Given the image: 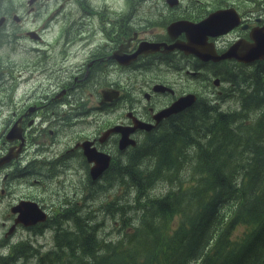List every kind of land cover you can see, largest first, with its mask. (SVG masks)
I'll return each instance as SVG.
<instances>
[{
  "label": "flooded vegetation",
  "instance_id": "flooded-vegetation-1",
  "mask_svg": "<svg viewBox=\"0 0 264 264\" xmlns=\"http://www.w3.org/2000/svg\"><path fill=\"white\" fill-rule=\"evenodd\" d=\"M36 1L26 6L28 17L37 15L36 39L21 50L25 55L37 52L39 58L47 53L52 56L47 62L64 56L69 68L64 80L54 64L41 69L47 79H36L33 92L20 96L17 120L0 130V163L9 154L15 158L1 166L0 179L8 194L17 182L37 187L53 183L61 198L49 204L28 195L10 204L0 259L13 264H37L34 254L55 246L57 223L67 220L65 228L69 225V198L79 195V189L112 187L113 174L140 145L184 134L186 121L196 122L201 107L234 98V75L247 76L264 64L250 52L264 36V0H68L69 12L61 9L53 16L56 7L46 4L43 11V0ZM11 15L13 20L20 17L2 14V27ZM20 75L18 88L23 78H32L24 71ZM187 97L194 98L192 105L159 119ZM6 102L0 101L1 108L9 109ZM3 116L9 110H2ZM16 123L23 137L13 142L7 137ZM76 129L78 138L69 142ZM60 137H68L63 150L56 148ZM107 161V168L93 177L92 170ZM70 173L76 175V191L69 188ZM4 193L5 188L0 197ZM22 201L38 203L47 221L16 225L19 213L14 209Z\"/></svg>",
  "mask_w": 264,
  "mask_h": 264
},
{
  "label": "trees",
  "instance_id": "trees-1",
  "mask_svg": "<svg viewBox=\"0 0 264 264\" xmlns=\"http://www.w3.org/2000/svg\"><path fill=\"white\" fill-rule=\"evenodd\" d=\"M10 4L0 0V16ZM3 29L0 42L18 44ZM6 76L17 87L0 101L15 122L20 78L0 61ZM233 78L232 100L201 107L184 134L140 145L112 187L69 198V225L57 223L55 246L36 252L37 264H264V64ZM160 185L166 192L153 194Z\"/></svg>",
  "mask_w": 264,
  "mask_h": 264
},
{
  "label": "rangeland",
  "instance_id": "rangeland-1",
  "mask_svg": "<svg viewBox=\"0 0 264 264\" xmlns=\"http://www.w3.org/2000/svg\"><path fill=\"white\" fill-rule=\"evenodd\" d=\"M28 1L30 2L32 0H12V4L8 5V8L10 9V10H8V13H17V15L20 16V17H18V20L20 22H22L21 24L16 23L13 20V16L11 15L10 21L6 25L7 30L8 29L12 30L10 32L15 33L18 44H13L14 41H12V39H9L8 41L0 42V61L3 64V69L5 71H10V72L14 73L16 76L20 77L21 75L19 74L18 70L12 71L11 69H9L7 67L8 64L14 65L15 68H19V70L23 69V71L25 73H28L32 77V78H23V80L19 86V94H18V97H20L22 95L21 98L26 97L27 92L28 93L33 92V90L35 89V80L36 79L41 83L47 79L45 72L41 71V69H44L45 67L49 68L51 65L54 64L55 67L58 66V69L59 68L61 69L60 75H61L62 79L64 80L67 76L66 72L69 68V58H65L64 56H62V58L59 57V59L56 62L54 60L52 62H51V60H49L47 62V59H49V58L51 59V57H52V56L50 57V55H48L47 53L41 54L42 58H39L40 54H38L37 52L32 51L31 53H28L25 55L23 53V51L21 50V49H24L27 47L29 48V46H33L32 42H34V41L32 39H30L29 35L33 34L34 33L33 30H36V28H37V24H35L36 19H37V15H30L29 14V17H28V14L26 13V11H27L26 6L27 5L29 6ZM48 1L49 0H43V11L46 10V4L53 5L54 7H56V11L51 12L52 16L54 14L58 13V11H60V9L62 7L64 8L63 12L65 9H67L69 12V5L67 3H62L63 2L62 0H53L52 2L47 3ZM68 16H69V14H68ZM64 17H67V16H63L61 18L60 22L54 23L53 28L56 29L58 27V25L61 24L62 19ZM1 19L2 18H0V20ZM66 20H67V18H66ZM67 21H69V20H67ZM3 28L4 27H2V25H1L0 30L4 31ZM38 46L40 49H37V50H39V52H42V51H40L41 50L40 45H38ZM43 46H45V45H43ZM43 48L45 49L48 47L45 46ZM67 49H68L67 56L71 57V54H70L71 50L69 48H67ZM73 58H75V55L73 56ZM55 76H57V74H55ZM62 79H60V80H62ZM12 81H13V79L12 78L8 79L7 76L6 77H0V99H1L2 94L5 93V91L7 90L8 86L14 87V88L17 87V86H14L12 84ZM57 81H59V80H57ZM22 89L24 92L21 91ZM3 90H5V91L3 92ZM225 107H227V105H225ZM3 109L4 108H0V112ZM4 118L5 119L0 118V126H1L0 129L5 128L6 126H8L9 124L12 123V121L10 122L9 120L6 119V117H4ZM11 130H12V127L10 128L9 132H11ZM77 131H78V129H76L73 136H69V142L70 141L74 142L78 138L80 133L75 134ZM19 140L20 139H17L13 142H18ZM67 144H68V137H64V138L60 137L59 138V144L57 145L56 148L58 150H63ZM17 146H19V145H17ZM14 150L17 153V155L20 154L18 148L17 149L14 148ZM6 162H10V161H6ZM6 162H4L3 164H0V168L2 165L6 164ZM0 178H1V176H0ZM14 180H16V179L14 178ZM76 180H77L76 175L70 173L69 174V188L71 187L74 191H76L74 189V187H76V184H74L76 182ZM52 184L53 183H49V186H47V187H43V186L37 187V186L31 185V184H22L20 182H17V183L12 184L11 194H8L7 186L3 187L1 179H0V192L2 193V189L5 188V193L2 194V197H0V239L3 238L4 230L8 229L10 226V225H8L7 227L4 226V223H8L4 217L9 210L10 204L14 200L20 199V198L24 199L28 195L33 197V198H38V200L41 198L49 204L57 203L60 200L61 195L59 194L58 190L56 189V184L55 185H52ZM107 187H109V186H107ZM89 191L90 190L79 189V194L84 195L85 193H88ZM164 192H166V188L163 187L162 185H160L153 191V194L161 195ZM107 226H108V228L104 231L105 235L110 233V230H111L110 222L107 223ZM50 232H51V229H50ZM44 241H45L44 239H39V242H41V243H43ZM4 262L8 263V264L12 263V262L10 263L9 261H4ZM1 263H3V262H1Z\"/></svg>",
  "mask_w": 264,
  "mask_h": 264
},
{
  "label": "water",
  "instance_id": "water-1",
  "mask_svg": "<svg viewBox=\"0 0 264 264\" xmlns=\"http://www.w3.org/2000/svg\"><path fill=\"white\" fill-rule=\"evenodd\" d=\"M36 0H32L29 2V5H33ZM14 20L18 21V16L14 17ZM5 18L2 17L0 20V27L3 25ZM195 31V30H194ZM32 40H35V33L29 35ZM196 41V40H195ZM195 41H193L192 46H195ZM197 42V41H196ZM198 43V42H197ZM252 59L257 60L259 58L264 59V36L261 39H258L257 42L251 47ZM250 54V53H248ZM230 57L231 55H225L223 58ZM253 60H243L245 62H251ZM192 98V99H191ZM194 102L193 97H187V99H182L178 103L174 105L167 113H163L159 116V119L164 118L165 116L177 113L181 110L188 108ZM19 123L15 124V127L12 128L11 132L8 133V137L10 141H15L17 139H22V131L18 127ZM14 157V154H9L5 157L0 164H3L6 161H11ZM93 158V157H92ZM92 163V161H90ZM109 165V161L105 163L103 167L94 168L92 170L93 177L99 176L102 171L107 168ZM14 213H19V218L16 220V225H23L25 227H31L37 225L39 223H44L47 221V214L39 207V204L32 201H22L17 207L14 209Z\"/></svg>",
  "mask_w": 264,
  "mask_h": 264
},
{
  "label": "bare ground",
  "instance_id": "bare-ground-1",
  "mask_svg": "<svg viewBox=\"0 0 264 264\" xmlns=\"http://www.w3.org/2000/svg\"><path fill=\"white\" fill-rule=\"evenodd\" d=\"M192 119H193V118H192ZM194 132H195V131H194ZM195 137H196V136H195ZM128 179H129V178H128ZM96 190H97V189H96ZM98 194H99V193H98ZM110 195H111V194H110ZM102 214H103V213H102ZM105 218H106V217H105ZM33 250H35V249H33ZM45 250H46V249H45ZM51 250H52V249H51ZM37 251H38V250H37ZM45 253H46V252H45ZM12 254H13V253H12ZM38 254H39V253H38ZM2 258H3V257H2ZM28 260H29V259H28ZM30 260H31V259H30ZM30 260H29V261H30ZM2 261H3V260H2ZM2 261H1V262H2ZM26 261H27V260H26ZM26 261H25V262H26ZM27 262H28V261H27ZM31 262H32V261H31ZM29 264H30V262H29Z\"/></svg>",
  "mask_w": 264,
  "mask_h": 264
}]
</instances>
